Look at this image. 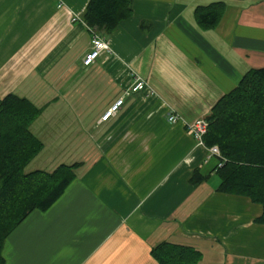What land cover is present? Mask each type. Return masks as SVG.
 <instances>
[{"label": "crops", "instance_id": "0c3cea01", "mask_svg": "<svg viewBox=\"0 0 264 264\" xmlns=\"http://www.w3.org/2000/svg\"><path fill=\"white\" fill-rule=\"evenodd\" d=\"M88 1L0 0V99L41 111L29 130L43 148L25 172L76 165L62 196L8 236L5 264H156L163 242L197 250L198 264H264L262 207L217 191L218 158L186 130L264 68V0H132L128 19L95 31L110 51L84 67ZM220 1L217 24L201 26L196 10ZM138 77L145 90L125 95Z\"/></svg>", "mask_w": 264, "mask_h": 264}, {"label": "trees", "instance_id": "16d2710c", "mask_svg": "<svg viewBox=\"0 0 264 264\" xmlns=\"http://www.w3.org/2000/svg\"><path fill=\"white\" fill-rule=\"evenodd\" d=\"M132 0H89L83 22L94 31L110 33L131 15ZM223 2L196 10L207 28L219 21ZM40 110L27 99L9 94L0 99V264L8 236L33 211L48 210L75 179L76 165L52 172H25L43 144L29 126ZM205 146H218L222 161L216 168L218 192L248 198L262 207L255 220L264 226V68L248 71L238 86L224 95L206 119ZM202 179L195 172L193 182ZM156 264H198L192 247L163 242L152 250Z\"/></svg>", "mask_w": 264, "mask_h": 264}, {"label": "built area", "instance_id": "2783aa9c", "mask_svg": "<svg viewBox=\"0 0 264 264\" xmlns=\"http://www.w3.org/2000/svg\"><path fill=\"white\" fill-rule=\"evenodd\" d=\"M92 36L90 40V50L85 54V56L82 59V65L84 67H90L95 60L102 54L107 53L110 51V47L108 42L98 35L94 30H91ZM146 88V84L143 79L141 78H135L134 83L128 88L127 91H125V95H128L129 93H136L139 91H144ZM124 102L123 96L118 97L101 115L100 122H106L109 119H111L122 107ZM168 121L170 123H177L178 117L176 115H169ZM207 122L204 120L196 121L192 124H189L186 126V130L189 134H191L195 140L197 141L198 145L204 146L203 137L207 131ZM209 152V157H216L218 158V167H220L222 156L220 153V150L218 146H210L207 147Z\"/></svg>", "mask_w": 264, "mask_h": 264}, {"label": "rangeland", "instance_id": "374dc122", "mask_svg": "<svg viewBox=\"0 0 264 264\" xmlns=\"http://www.w3.org/2000/svg\"><path fill=\"white\" fill-rule=\"evenodd\" d=\"M98 34V33H97Z\"/></svg>", "mask_w": 264, "mask_h": 264}]
</instances>
